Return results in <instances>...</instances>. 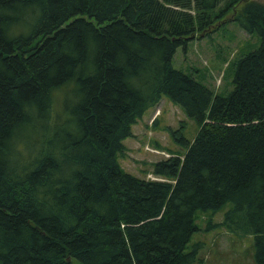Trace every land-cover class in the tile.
<instances>
[{
  "label": "trees",
  "instance_id": "16d2710c",
  "mask_svg": "<svg viewBox=\"0 0 264 264\" xmlns=\"http://www.w3.org/2000/svg\"><path fill=\"white\" fill-rule=\"evenodd\" d=\"M227 10L259 42L221 95L171 58ZM162 94L198 130L138 177L116 154ZM227 201L264 264V3L0 0V264H194L196 209Z\"/></svg>",
  "mask_w": 264,
  "mask_h": 264
},
{
  "label": "rangeland",
  "instance_id": "374dc122",
  "mask_svg": "<svg viewBox=\"0 0 264 264\" xmlns=\"http://www.w3.org/2000/svg\"><path fill=\"white\" fill-rule=\"evenodd\" d=\"M258 42L257 32L243 30L232 19V11L227 10L211 19L209 26L195 31L184 46H176L171 64L183 72H191L196 79L201 76L206 86L223 95L232 86L229 61L255 48ZM178 128L188 140L198 130L194 118L162 94L156 105L137 117L131 125V134L122 139L123 150L116 154L120 167L138 177L158 178L151 172L152 162L171 154L182 156L186 149L171 136L170 129ZM230 206L231 202L227 201L213 211L196 209L194 222L199 228L191 233L184 248L188 250L201 242L194 264H253L252 234H235L216 225ZM208 221L209 228L204 230Z\"/></svg>",
  "mask_w": 264,
  "mask_h": 264
}]
</instances>
